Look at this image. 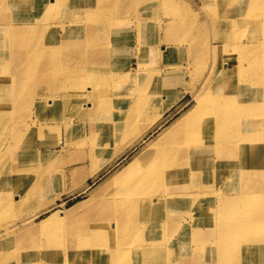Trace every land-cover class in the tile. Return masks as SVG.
Segmentation results:
<instances>
[{"label": "bare ground", "instance_id": "6f19581e", "mask_svg": "<svg viewBox=\"0 0 264 264\" xmlns=\"http://www.w3.org/2000/svg\"><path fill=\"white\" fill-rule=\"evenodd\" d=\"M216 1L222 0H204V6L208 7ZM243 2L249 6L245 8L239 3L235 6V12L247 11L245 16L251 19L260 33L250 34L247 41H242L238 36L226 32L229 27L224 30L223 25L215 23L220 35L215 36L214 46L212 41L206 40L202 46L194 48L188 62L169 63L163 69L155 70L161 57L180 51L182 44L176 29L172 33L167 30L165 36L160 35V31L155 34L148 31V28L156 27L155 22L146 18L158 14L155 0H0V95L4 91H11L16 83L36 86L43 81L48 85L53 82L51 79L57 77L55 69L59 66L71 62L78 70L87 64V60L97 64L98 69L110 71L105 78L107 83L114 81L119 85L131 79L139 86L138 91L129 95L130 98H115L112 95L110 100H92L91 126L97 120L90 133L78 127L80 116L63 121L69 136L78 134L82 140L91 138L93 146L90 152L101 162L95 168H90V175L96 176L111 165L127 146L144 140L155 126L161 121L164 123L145 149L108 177L111 186L102 200L99 203L91 200L88 213L75 218L73 225L78 230L75 231L71 225L69 229L76 235L77 241L72 244L77 246L72 249V244H69L72 250H67L68 245L58 248L60 263L97 264V252H106L107 256L100 259L101 264H150L146 254L159 250V246L173 254L176 247L172 239L168 246L160 245L162 235L157 233L160 225L165 231L178 225L191 228L187 214L196 220L194 223L197 219L205 224L210 220L216 228L219 224L224 226L211 229L207 235V239L212 238L219 247L217 258H226L228 264H250L255 260L256 246H264V199L252 198L253 205L261 202L255 209L242 196L219 204V194L207 192V189L224 185L216 187L222 178L236 177L241 181L242 190L249 194L256 192L259 198H264V2ZM174 11L178 12L176 16L186 14L185 20L188 22L193 18L191 9L182 1L175 3ZM238 24L232 22L229 26L235 28ZM32 30L39 32L36 46L20 50L19 54L15 48L23 47V44L18 42V34ZM5 34H9V37L4 38ZM161 43L165 45L161 46ZM37 45L42 50L39 55H35ZM97 46L100 48L95 53L92 48ZM63 49L64 58L56 65L40 62L43 53L63 52ZM13 50L15 54H12ZM150 53L153 58H149ZM199 57L205 63L206 73L201 89H192L195 105L167 125L164 117L188 90H176L168 96L160 93H170L172 86L177 88L176 83L185 79V72L195 69ZM131 65L137 66L132 70ZM22 69L24 74L21 73ZM135 76H139V79H134ZM74 78L69 75L66 80L70 82ZM59 89L60 83L54 93H58ZM80 90L77 87L69 91L72 96L59 100V106L64 110L74 103L81 106L83 99L73 94ZM38 91L35 88L29 92L25 109H32L33 96ZM49 96L43 94L37 101L44 110L57 105L59 97L48 100ZM15 97L17 95L14 93L9 95V101ZM124 105L129 110L121 111ZM4 107L3 99H0V129L16 130L26 117L22 118L21 114L16 118L10 114L4 119L1 115ZM39 118L24 124L30 129L40 124L43 130L44 125L49 126L47 123L52 119L50 115ZM14 142L21 152L19 168L9 171L8 164L0 165V173L7 171L12 178H16L17 182L7 177L4 181L23 186L25 194L16 198V202L0 200V222H10L6 217L13 207L39 205L37 202L48 197L56 176L55 167L51 165L48 169L40 170V166L49 159L54 163L59 154L61 156L63 151L69 150L65 145L59 146L60 150L50 148L39 154L37 148L27 145L21 133ZM6 150L10 152L11 148ZM241 162L248 168L241 170ZM85 165L86 161L70 164V174L75 177ZM60 170L61 176L68 172L65 167ZM203 181L209 183L202 184ZM197 187L205 190L193 193L192 190ZM199 197L207 200L206 205L199 201L181 202ZM183 204L189 205L190 211L197 213L198 217L187 213V208L181 209ZM97 205H100L99 211ZM239 214L244 216L242 222L247 224L233 232L230 227L239 220ZM59 216H64L59 222L63 224L65 213L56 211L41 222L42 226ZM78 222L83 224L82 227H77ZM97 227H108V231L103 236V231H97ZM1 230L8 232L10 228ZM62 231L61 227L57 232ZM24 235H32V231H26ZM139 236L141 243L134 245ZM184 240L190 242L189 237ZM145 243L146 246H143ZM148 243L151 246L148 247ZM55 253L56 249H53L50 256L57 257ZM55 257L52 259L55 260Z\"/></svg>", "mask_w": 264, "mask_h": 264}, {"label": "rangeland", "instance_id": "374dc122", "mask_svg": "<svg viewBox=\"0 0 264 264\" xmlns=\"http://www.w3.org/2000/svg\"><path fill=\"white\" fill-rule=\"evenodd\" d=\"M155 1L156 9L159 11L158 14L155 16H146V18L151 22H155L156 27H153L150 30L148 28V31L154 34L160 31V35L165 36L167 30L168 32L172 33L175 31L174 29H176L180 36L179 40L180 42H182L180 51L161 57L159 64L154 67L155 70H157L156 68L163 69L164 65L169 63L179 64L188 62L189 58L194 52V48L196 46H202V44L206 40L212 41L214 46L216 44L214 43L216 42L214 41L215 36L220 35L215 27V23L223 25L224 30H226V27H229V31L226 30V32L238 36L237 38L242 41H247L250 34L260 33L258 29L254 28V24L250 21L251 19H248V17L245 16L244 13H246L247 11H244L243 13L235 12V6L239 5V3H241L240 6L244 5L245 8L249 6L245 5L243 0L216 1L208 7L204 6V0ZM177 1L184 2L191 9L192 12L190 15L193 18L191 20L189 19L190 22L185 20L186 14H178L176 16L178 12L174 11V7ZM255 1L259 4H262L264 2V0ZM250 3L251 2H247L246 4ZM232 22H238L239 26L236 25L235 28H231L229 24ZM190 26H192L193 28H190ZM1 37L2 34H0V38ZM5 37L8 38L9 34H5L4 38ZM39 37V32L37 30L19 33L18 42H21L23 44V47H17L15 48V50L20 54V50L25 51L27 50V48L36 46L35 41ZM174 41L175 40H173V42ZM28 42L30 44L26 46ZM50 42L54 44V42ZM98 42L100 43V41ZM164 45V43H161V46ZM98 48L100 47H94L92 48V51L97 53ZM15 50L12 51V54H15ZM41 51V47L37 45V53L35 55H39ZM198 51L200 52L201 50ZM64 53V49L63 52L43 53L40 62L47 65H56L58 61H61L64 58ZM149 58H153L152 53H150ZM136 66L137 65H131V69L133 70L134 68H136ZM55 70L57 73V77L51 79V81L53 82H49L48 85L44 84L43 81L39 82L36 86L25 85L26 83H16L17 85L14 88H11V91H4L0 95V99H3V104L5 105L3 111L1 112V115L4 119H6L10 114L15 115L16 118L21 114L22 118L24 116L26 117L23 120L22 118H20L23 121V124H19L20 127L18 126L16 130H14L13 128H11V131L9 129H0V165L5 166L6 164H8L10 166L8 169L9 171H16L19 168V158L21 152L17 144H15L14 140L20 133L23 134L26 138L27 145L30 146L31 144L32 147L37 148L39 150V154H41V152L48 151V149L50 148H58V150H60L61 148L59 146L66 145L67 147H69V150L63 151L61 153V156L59 154L61 159L59 158V156H57L58 158L56 160L54 159V163H51V160L49 159L44 164H41L43 166H40V170H43L45 168L48 169L52 167L51 165H54L55 167L56 176L52 180V186L48 197L46 199L42 198L40 202H37V204L39 205L33 204L31 207L25 208H21V206L13 207V210H10L6 217L10 220V222H0V264H52V262L54 264H65L67 261L60 263V261L58 260V257H60V250L57 249L68 245L67 250H72L77 246L75 244H72L75 243L77 239L76 235L69 229L70 225L75 229V231L78 230L73 225L76 222L75 218L88 213V210L91 206V200H97V203L102 200L103 196L107 193L111 186L107 181L108 177L118 168L124 167L143 149H145L148 142L152 140V137L157 135V133L155 132L159 130L160 125L164 124L161 121L160 124L155 126V128L149 134H147V136H145L144 140H139L135 144L127 146L124 151L114 159L111 165H108L96 176L90 175V168H95L96 164L98 165L101 162L97 161V157L95 156V154H91L90 152L91 147L93 146L91 144V138L88 140H82V138L78 134L69 136L62 124L63 121L75 118V116H80L82 118L80 119L81 123L78 127L82 131L90 133L91 128L93 126H96L97 120L96 118L93 121V126H91L92 121L90 119V103L93 102L92 100H97V98H107V100H110L112 95L115 98L128 97L133 92L138 91L139 86L131 79H128L127 81H124L119 85H116L117 82L114 81H110L109 83H107L105 78L106 75L110 73V71L107 69H98L97 64H94L93 62L88 60L87 64H85L81 69L78 70L74 68V65L71 62H67L64 65L59 66ZM21 73H25L24 69L21 70ZM185 73V79L180 83H176L178 84L177 88H173L172 86L170 88V90L172 89L170 93L169 91L167 92L168 94L160 93L161 95L168 96L172 95L176 90H188V93L184 94L181 101L177 105H175L172 108L171 112L164 117L167 125L172 123L173 119L180 117L181 114L188 111L195 105V97L192 89H201V83L206 73L205 63L203 62L202 57H199L197 59L195 63V69L189 70ZM69 75L75 77L70 82L66 80ZM134 79H139V76H135ZM58 83H60V89L58 90V93H54L55 87H57ZM117 86L118 89L116 88ZM120 86L122 87L120 88ZM77 87H80L81 90L79 92L76 91L73 94L77 96V98H82V103L84 105L82 104L81 106H79L78 104L74 103L70 105L66 110H64L59 106V103L61 102L59 100L71 97L72 94L69 91H73V88ZM35 88H37V90L39 91L33 96L35 97V99L33 100V107L32 109H25L24 105L27 101L28 94ZM116 91H121V93ZM13 93L17 95V97H15L14 100L9 101V95H12ZM43 94L45 96L47 94H50L48 100L59 97V99L57 100L58 102L56 103V107L51 106L49 110H44L40 102L37 104L39 97ZM52 95L54 96L52 97ZM182 107L183 109H181L180 111V108ZM125 110H129L126 105L121 108V111ZM42 115H50V117H52V119H50L47 123L49 126L46 127V125H44L45 127H43V130L40 124H38L37 127L32 126L33 128L31 129L27 128L26 124L28 121L32 122V120H37L39 116L41 118ZM173 115L175 116L172 119L168 120ZM86 116L87 120L85 119ZM24 122L26 124H24ZM53 123L55 124L52 125ZM87 138H89V135ZM67 142L70 143L67 144ZM9 147L11 148V151L7 152L6 148ZM81 161H86V165L84 166L82 171L78 172L77 175L73 177L72 174H70V169H72L70 167V164H77ZM48 163L50 164V166ZM239 165L241 167V170H245L248 168L247 166L242 164V162ZM61 167H65V170L68 171L65 176H61ZM6 177L7 179L17 182L16 178H12L10 173H8L7 171L0 173V200L11 199L12 201L14 200L13 202H16V198L18 199L20 196H23L25 194L24 188L18 183L10 185L9 183L5 182L4 180ZM201 183L208 184L209 181H203ZM218 185L222 186L215 189H207V192L214 191L215 194L218 193L219 204L226 203L232 197L242 196V198L248 203L249 206L258 209L257 207H259L261 202L253 205L252 198L264 199L259 198L256 195V192L249 194L247 193V191L242 190L243 187H241V181H238L236 177L222 178L216 184V187ZM201 190H205V188L197 187L194 188L192 192L199 193ZM198 201L202 205H206L207 203V200L203 197L192 198L190 200H181V202ZM71 206H73V208L71 210H67ZM189 207V205L183 204L181 206V209L187 208V213H191L194 216L198 217V215H196L197 213H193L192 211H190ZM99 208L100 205H97L98 211ZM218 210H216V212ZM56 211L65 213L64 223L59 224V222L64 217L59 216L58 218H54L55 220L51 223L42 226L41 222ZM238 217L239 220L233 222L232 227H230L233 232L239 231L241 226L247 224L242 222L244 217L242 214H239ZM187 218L191 222V228L178 225L170 230L165 231L163 226L160 225L157 231L158 234L162 235L160 245L168 246V243L172 239V242L176 247L173 254L167 253L161 246L158 247L159 250L150 254H146L145 257L150 261V264H228L226 258H217V248L219 247L214 244L212 238L207 239V235L211 229H219L222 225L219 224L216 228L210 220H208V222L205 224L199 222L198 219L197 222L194 223V221L196 220H194L190 216V214H187ZM79 222L77 223V227H82L83 224H80L81 222ZM61 227L63 228V231L58 233L57 231ZM3 228H10L8 232H10L11 230L13 231L10 233L4 232L1 230ZM26 231H32V235L25 236L24 233ZM70 231L72 232V234L70 233ZM97 231H103L104 236L108 231V227H97ZM59 235L61 236L60 238ZM185 237H189L190 242L185 241ZM141 241L142 239L140 238V236L137 237L135 239L134 245L140 244ZM69 244H72V249ZM143 246H146V243ZM149 246H151L150 243H148V247ZM53 249H56L55 255L57 256L58 254L57 257L50 256L52 255ZM105 256H107L106 252H97V258H99L97 264H101L100 259ZM254 256L255 260L251 261V263L256 262V264H264L263 245L256 246V252ZM52 257H55L56 259L54 260L52 259ZM131 257L134 256H129V258ZM66 264H73V262L69 261Z\"/></svg>", "mask_w": 264, "mask_h": 264}]
</instances>
